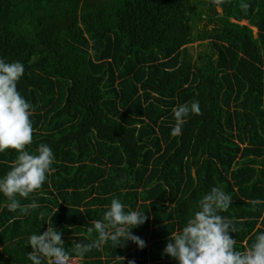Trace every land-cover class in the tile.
<instances>
[{
	"label": "trees",
	"instance_id": "1",
	"mask_svg": "<svg viewBox=\"0 0 264 264\" xmlns=\"http://www.w3.org/2000/svg\"><path fill=\"white\" fill-rule=\"evenodd\" d=\"M0 57L25 66L26 150L47 144L56 157L21 209L0 193V264H32L29 238L48 223L81 264H178L169 237L213 187L232 197L221 214L239 251L264 232V204H252L264 200V0H0ZM193 101L201 114L173 136V108ZM18 155L0 153V177ZM113 198L145 210L132 231L146 246L75 251L98 239L88 229Z\"/></svg>",
	"mask_w": 264,
	"mask_h": 264
},
{
	"label": "clouds",
	"instance_id": "2",
	"mask_svg": "<svg viewBox=\"0 0 264 264\" xmlns=\"http://www.w3.org/2000/svg\"><path fill=\"white\" fill-rule=\"evenodd\" d=\"M213 2L220 4L225 0ZM249 7V3H241L245 12ZM24 73L25 66L22 62H8L0 57V153L8 149L19 153L11 165V170L0 177V193L10 201L7 204L10 212L22 208L18 196L28 198L31 193L41 189L49 175L55 171L52 166L56 157L49 145L40 144L35 153L26 150V146L33 143L34 128L31 119L33 105L17 87ZM193 113L201 114L198 101L173 108L176 121L171 133L173 136L182 134L186 118ZM231 203V195L220 187H213L199 201V210L187 221L186 226L170 235L164 249L165 255L176 259L178 264H264V232L256 237L255 243L246 251L237 249V241L231 235L233 222L221 214L229 209ZM252 204H264V200L256 199ZM35 207L32 204L23 207V211L27 213L29 208ZM148 219L145 210H126L119 198H113L103 219L94 221V227L88 229L90 235L98 233V239L76 242L74 250L87 254L93 248L107 245L109 241L115 247L131 241L143 249L146 242L133 234L132 229L143 225ZM48 224L47 231L34 233L29 238L32 251L27 254V259L32 264H44L46 257L55 258L57 261L67 257L63 233ZM52 258L49 259L50 263ZM76 259L79 264L82 263L80 258ZM129 264H135V261H130Z\"/></svg>",
	"mask_w": 264,
	"mask_h": 264
},
{
	"label": "built area",
	"instance_id": "3",
	"mask_svg": "<svg viewBox=\"0 0 264 264\" xmlns=\"http://www.w3.org/2000/svg\"><path fill=\"white\" fill-rule=\"evenodd\" d=\"M50 261L52 264H79V261L76 258L68 257H64L62 261H57L55 258H52Z\"/></svg>",
	"mask_w": 264,
	"mask_h": 264
},
{
	"label": "rangeland",
	"instance_id": "4",
	"mask_svg": "<svg viewBox=\"0 0 264 264\" xmlns=\"http://www.w3.org/2000/svg\"><path fill=\"white\" fill-rule=\"evenodd\" d=\"M218 11L219 12H221V9L220 8H218ZM241 23H243V24H247V21H242ZM253 31H254V34H255V36H256V34H257V30L254 28L253 29ZM194 46H196V44H194ZM196 52H197V47L191 52V54L193 55V57H195L196 56Z\"/></svg>",
	"mask_w": 264,
	"mask_h": 264
},
{
	"label": "crops",
	"instance_id": "5",
	"mask_svg": "<svg viewBox=\"0 0 264 264\" xmlns=\"http://www.w3.org/2000/svg\"><path fill=\"white\" fill-rule=\"evenodd\" d=\"M82 261V260H81Z\"/></svg>",
	"mask_w": 264,
	"mask_h": 264
}]
</instances>
